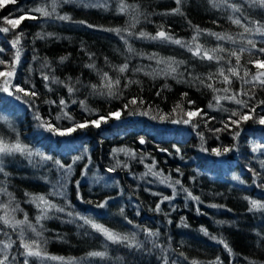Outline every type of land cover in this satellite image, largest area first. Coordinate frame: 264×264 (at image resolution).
<instances>
[{
	"label": "trees",
	"instance_id": "trees-1",
	"mask_svg": "<svg viewBox=\"0 0 264 264\" xmlns=\"http://www.w3.org/2000/svg\"><path fill=\"white\" fill-rule=\"evenodd\" d=\"M56 2L52 16L40 17L32 12L38 19L25 18L14 31L0 32V60L5 62L0 64V71L11 70L16 52L11 41L23 31L17 46L21 49L20 60L11 82L38 93L34 100L22 94H18L21 99L17 100L0 92V137L9 143L18 137L33 152L31 157L16 153L0 158V167L4 169L0 173V187L11 193V207L17 209L12 213L15 219L23 220L27 215L29 223L42 234L37 237L25 226V239H39L49 256L64 259L38 261L24 256L21 229L13 230L2 221L0 259L4 256L3 245L10 243L6 264H23L25 259L29 264H190L192 260L198 264H264V208L249 210L251 200L264 204V126L249 120L242 122L239 129L234 125L224 129L231 111L238 110V106L227 99L217 104L214 99L230 96L241 87L251 89L253 85H242L231 77L232 91L225 93L222 89L227 85L221 83L222 77L207 80L208 74L216 73L219 67L227 69L224 61L217 64L201 60L179 45L138 37L140 31L155 35L163 26L173 37L190 42L199 28L231 35L237 41H217L201 32L198 42L205 49L217 45L227 50L250 47L246 42L241 44L243 27L233 24L229 17L240 18L244 26L256 27L248 22L264 24V8L251 6L250 0H230L241 8V12L235 13L221 0H182L180 5L176 0ZM121 2L138 6L139 23L129 28L133 35L105 30L125 29L131 23L135 13L131 9L121 13ZM51 4L52 0L10 2L0 8V27L11 28L3 18H18L21 8L28 12L46 6L51 11ZM177 7L180 13L173 14ZM58 16L69 19L60 20ZM244 36L253 39L257 47L264 46V37L249 33ZM129 46L132 52L128 51ZM153 54L183 61L175 79L161 72L164 64L149 59ZM217 55L235 64V58H229L226 52ZM252 58L248 52L241 56V76L245 69L256 71L247 63ZM124 63L129 68L120 74L115 69ZM89 64H94L95 69L87 67ZM103 72L121 80L114 89V97L102 88L104 95L93 92L91 86L100 87ZM44 75L49 76L48 81L43 79ZM53 77L60 83H52ZM193 77L212 83L217 91ZM4 79L0 77V84ZM129 80L138 83H128ZM66 85L73 86V93L68 92ZM254 94L257 100L264 99V90L259 86ZM61 98L66 101L63 111L73 117L72 121L55 120L61 114ZM132 98L137 99V104L125 109ZM177 104L184 110L202 109L215 119L207 126L200 117L185 124L182 121L188 117L181 108L173 111ZM117 110L121 111L119 120L110 118L99 128L77 129L70 136L55 135L41 126L43 120L61 128L71 127L73 122L96 119ZM145 111L146 115L140 114ZM257 113L264 115V105L257 108ZM173 119L181 122L172 123ZM116 121L119 124L112 126ZM218 128L224 130L210 131ZM236 131L240 134L233 139ZM256 145L261 148L253 151ZM225 147L232 150L220 156L212 153L214 148L223 151ZM109 168L115 170L109 172ZM152 172L160 175L153 176ZM164 178L166 182H161ZM176 180L180 184H175ZM188 192L199 199H192ZM35 196H44L64 211L53 209L47 213L48 218L37 222L36 217L42 215L40 209L45 206L38 208V202L32 199ZM165 196L170 199L164 200ZM8 201V195L0 194V204ZM101 203L105 206L97 207ZM3 215L0 210V217ZM81 217L121 235L135 234L136 243L142 246L107 241ZM148 231L158 235L150 237ZM92 251H105L106 256H88Z\"/></svg>",
	"mask_w": 264,
	"mask_h": 264
},
{
	"label": "snow or ice",
	"instance_id": "snow-or-ice-1",
	"mask_svg": "<svg viewBox=\"0 0 264 264\" xmlns=\"http://www.w3.org/2000/svg\"><path fill=\"white\" fill-rule=\"evenodd\" d=\"M7 2L15 3L16 0H7ZM181 3H182V0H176L177 5H180ZM221 3L227 5V7L231 8L232 12H234V13L235 12H241V8L235 4L230 3V0H221ZM250 5L251 6H259L261 8H264V0H250ZM56 7H57L56 0H52L51 11H49L48 7H46V6L34 7L32 9H30L28 12H25L24 9L21 8L19 10L21 15L18 18H8V17L3 18V22L7 25H10L11 28L0 27V32L8 33L10 31H14L17 28V26L20 24V22L25 18L33 19V20L38 19L37 16L31 14L32 12L39 13L40 17H50V16H52L53 13H55ZM129 9H131L132 12L135 13V15L132 16V20H131V23L129 24L128 28H125V29L116 28V29H105V30L106 31H115L118 35L121 34L122 32H127L128 35H133V33L131 31H129V28H135L136 24L139 23L140 13H139L138 6L137 5H128L126 3L121 2L118 10L121 13H128ZM180 11H181L180 8L177 7L176 9L173 10V14L180 13ZM57 18L60 20L69 19V17H67V16H58ZM229 19L231 20V22L233 24H236L238 26L243 27V33L240 34L241 35V44L243 45L246 42V45L250 46V47L241 46L239 49L227 50L224 47L217 45V47L214 49H205L203 47V45H201L198 42V37H199L201 32H207L208 35L215 37V39L217 41H226V42H231L232 44H236L237 41L231 35H227L225 33L209 32L207 30H202L199 28H196L197 35L193 36L190 42L189 41H182L180 39L173 37L172 35L168 34L163 29V26H161L160 29L157 30L155 35H151V34L146 33L144 31H140L138 33V37L142 38V39H150L153 41L159 40L161 43H172V44L179 45L182 48H187L188 51H190L193 56L198 57L201 60H207L209 62L214 61L217 64H220L221 61H224L225 63H227L228 64L227 69L223 66L219 67L217 69L216 73H209L208 74L207 80H209V81L213 80L217 76L222 77L223 79H222L221 83L227 85L226 87H224L222 89L225 93H229L230 91H232V89H231V85H232L231 77H235L238 80H240L242 85L252 84L253 87L251 89H245L244 87H241V89L239 91L234 92V94H232L230 96L214 97L217 104H219L221 99H227V100H230L231 102H234L238 106V110H232L231 111L229 121L224 123V129H228L232 125H234L237 129H239L240 124L242 122H247L249 120H253L255 123H258L259 125L264 126V115L257 113V108H260L262 105H264V99L257 100L256 96L254 94L257 86H259L261 90H264V58H262V57H264V46L257 47V43L253 39L246 38L244 36L245 33H249L251 35H259L261 37H264V24H261L259 21H255V22L249 21L248 22L249 24L255 23L256 27H247V26L242 25L240 18H235V17L230 16ZM81 23H84V22L81 21ZM89 27H92V26L89 25ZM23 35H24L23 31H21L19 34H16L11 41L12 47L14 49H16L15 57H14V60L12 62L11 70L0 71V77L5 78L3 80V83L0 84V92L6 93L8 96H14L17 100L21 99V95H18V94H22V96L29 97L30 99L34 100L35 98L38 97V93L36 91L25 89L24 87H22L18 84H13L11 82L12 78H14V76H15V65L17 63H19V60H20L21 49L18 48L17 46L20 44L21 37ZM125 43H127V40H125ZM0 51H2V49H0ZM128 51L129 52L133 51L131 46H129ZM225 52L227 53V56L229 58H232V57L235 58V64L234 65L232 64L231 59L225 60L224 56L217 55V53H225ZM245 52H248L249 56L253 57L252 59H249L247 61V63L251 64L252 67L256 69V71L253 73L251 71V69H245L243 76H241L240 72L238 71V68L241 66V56ZM149 59H155L157 64H164L165 68L161 69V72H163V74L165 76H171L173 79H175L177 77L178 65L183 63V61H177L173 58H167V59L157 58L155 54L150 56ZM3 63H5V62L0 60V64H3ZM87 67L95 69L94 64H89V65H87ZM128 68H129L128 63H124L122 66L118 67L115 70L118 71L120 74H124L128 70ZM136 71H140V69H136ZM180 75H182V74H180ZM100 77H101L100 87H98L97 85L91 86L93 89V92L99 91L101 95H104L105 92L100 90L102 88V89L106 90V94L109 97L116 96L117 92L114 91V89L121 84L120 78L117 77V78L113 79L107 72L100 73ZM246 78H250V79H246ZM43 79L45 81H48L49 76L44 75ZM193 79L199 80L201 84H204L205 87L211 89L213 92L217 91V89L213 86L212 83H205V79H203L201 77H193ZM52 83H60V81L53 77ZM77 83H79V81H77ZM128 83H138V82H134V81L129 80ZM125 87H127V85H125ZM67 90L71 94V93H73L74 88H73V86H67ZM157 95H159V93H157ZM183 95L187 96V93H184ZM240 96H244V97H246V99H240L239 98ZM252 101H256V102L254 104H251L250 102H252ZM72 102L76 103L75 100H73ZM50 103L55 104L56 102L51 101ZM80 103L82 106L85 107L86 111H89V114H92L90 110H87V107H86V105H84L83 101H80ZM143 103L144 102L141 100L140 104H143ZM188 103L192 104L194 102L189 101ZM136 104H137V99L132 98L131 100L128 101L127 104L124 105V108L127 109L129 107V105H136ZM59 105L61 106V114L57 115L55 117V120L60 121L61 119H68V120L72 121L73 117L69 113L63 111V108L66 107V101L63 98H61L59 100ZM208 107L212 108V104H209ZM177 108H181V105L177 104L176 107L173 109V111L175 112ZM243 109H247V111L245 112V111H243ZM181 111L183 112L184 115H186L188 117V119H184L182 121L185 124L190 123L194 117H200V119L204 120L205 126H207V124L209 122H211V120L215 119V117H208L207 113L204 112L202 109L184 110L181 108ZM130 114H135V112H132ZM140 114L146 115L147 112L146 111L141 112ZM120 117H121V111L117 110V111H109L107 113V115L98 116V118H96V119H92V120L84 119L83 121L73 122L71 127L61 128L58 124H53L49 121H43V120L41 121V126L44 127L47 131H49L55 135L63 137V136H70L72 133L76 132L77 129H85L89 126L99 128L101 126L102 122L107 123L110 118H115V119L119 120ZM233 118H235V119H233ZM37 119H41V118L39 116H37ZM171 122L172 123H179L181 121L173 119ZM195 126L198 127V125H195ZM224 129H219V128L218 129H210V131H213L215 133V132L223 131ZM239 134H240L239 131H236L233 134V139H236L239 136ZM201 137L203 138L202 134H201ZM140 143L143 144L144 140L141 139ZM259 148H261V145H256L252 150L257 151ZM231 150L232 149L228 148V147L223 148V151H221V149H219V148H214V149H212V153L217 155V156H220V155L227 153ZM120 151H124V150L121 149ZM16 153H19L21 155H26L28 157H31L33 155V152L28 148V146L21 143V141L19 140L18 137L15 140V142H12V143H9L3 137H0V158H2L3 156L13 155ZM44 159H49V157H44ZM56 163L59 164L58 161ZM114 170H115L114 168L108 169L109 172H112ZM249 170L251 171V169H249ZM149 171L151 172V168L149 169ZM3 172H4L3 167H0V173H3ZM5 175H6V173H5ZM152 175L158 176L160 174L157 172H152ZM166 179L167 178L162 179L161 182H166ZM236 179H238V178H236ZM175 184H180V181L176 180ZM185 191L187 192V189H185ZM174 193H175V190H174ZM0 194H6L9 196L8 203L0 204V210H2L4 212V215L2 217H0V221H2V223L5 226L13 228V230H15L16 228L21 229L19 236H20L21 246L24 249L23 255L26 257H34V258L41 260V261L44 259L63 260L64 259L63 257L49 256L47 254V252L45 251V249L42 248L41 241L39 239L31 240V241H27L25 239V233H24V227L25 226L28 229H30L33 233H35L37 237H40L42 234L40 232H38L37 229L31 223H29L27 215H25L23 220L15 219V216L12 213H14L17 209L11 207V205H12L11 193H8L7 189L5 187H0ZM53 194L55 195L57 193H53ZM188 196L194 200L199 199L198 197L192 196V194L190 192H188ZM32 199H33V202H38L37 203L38 208L40 207L41 204H43L45 206L44 208L40 209L42 215H39L36 217L37 222H39L42 219L48 218L47 213L53 209H55L58 212L64 211L63 208H60L56 204L51 203L48 200H46V198L44 196H35ZM163 199L169 200L170 197L165 196ZM249 204H250V208H249L250 211L254 210V209L264 208V204H261L260 202H258L256 200L249 201ZM104 206H105L104 203L97 205V207H100V208H103ZM212 206L216 207V205H212ZM159 209H160V205L157 204L156 210L159 211ZM69 215H71V213H69ZM81 219H83L85 224H90L91 228L94 229L95 231L99 232L101 235H103V237L107 241H110L112 243H125L129 247H141L142 246L141 244L136 243L135 234H132L131 236L121 235L117 232L110 230L107 227H104L101 224L94 223L87 218L81 217ZM129 223H131V221H129ZM201 231H204L205 234L208 235L206 230L201 229ZM147 235L150 237H154V236H157L158 233L148 231ZM213 239H215V237H213ZM10 246H11L10 243H5L3 245V248L8 249ZM224 246H225V248H228L227 244H225ZM0 251H2V250H0ZM229 251H231V249H229ZM181 255H183V254H181ZM88 256L103 258L106 256V252L105 251H92V252L88 253ZM185 259H187V257H185ZM7 261H8V255H7V252H4L3 259H0V264H6ZM23 264H29V260L25 259ZM190 264H198V262L195 260H192V261H190ZM213 264H216V262H213Z\"/></svg>",
	"mask_w": 264,
	"mask_h": 264
},
{
	"label": "rangeland",
	"instance_id": "rangeland-1",
	"mask_svg": "<svg viewBox=\"0 0 264 264\" xmlns=\"http://www.w3.org/2000/svg\"><path fill=\"white\" fill-rule=\"evenodd\" d=\"M9 3H10V2H7V0H0V8H1V7H5V6L8 5ZM1 211H2V210H1ZM8 250H9V249H4V248H3V251H4V252H7V253H8ZM38 261H40V260H38Z\"/></svg>",
	"mask_w": 264,
	"mask_h": 264
},
{
	"label": "water",
	"instance_id": "water-1",
	"mask_svg": "<svg viewBox=\"0 0 264 264\" xmlns=\"http://www.w3.org/2000/svg\"><path fill=\"white\" fill-rule=\"evenodd\" d=\"M117 124H119V122H118V121H116L114 124H111V125L113 126V125H117Z\"/></svg>",
	"mask_w": 264,
	"mask_h": 264
}]
</instances>
